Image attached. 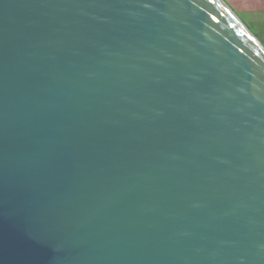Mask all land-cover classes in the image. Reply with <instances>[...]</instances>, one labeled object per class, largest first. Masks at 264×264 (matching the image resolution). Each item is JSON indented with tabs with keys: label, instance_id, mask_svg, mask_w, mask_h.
I'll return each mask as SVG.
<instances>
[{
	"label": "water",
	"instance_id": "water-1",
	"mask_svg": "<svg viewBox=\"0 0 264 264\" xmlns=\"http://www.w3.org/2000/svg\"><path fill=\"white\" fill-rule=\"evenodd\" d=\"M0 264H264V46L223 0H0Z\"/></svg>",
	"mask_w": 264,
	"mask_h": 264
},
{
	"label": "rangeland",
	"instance_id": "rangeland-1",
	"mask_svg": "<svg viewBox=\"0 0 264 264\" xmlns=\"http://www.w3.org/2000/svg\"><path fill=\"white\" fill-rule=\"evenodd\" d=\"M223 1L247 28L249 25H253L255 29L254 33L258 35V41L264 46V0Z\"/></svg>",
	"mask_w": 264,
	"mask_h": 264
},
{
	"label": "trees",
	"instance_id": "trees-1",
	"mask_svg": "<svg viewBox=\"0 0 264 264\" xmlns=\"http://www.w3.org/2000/svg\"><path fill=\"white\" fill-rule=\"evenodd\" d=\"M247 26H248V25H247ZM250 26H251V28H250ZM248 29L251 31L252 34H254V36H255L256 38H258V35H256V34L254 33L255 29H254L253 25H249V26H248Z\"/></svg>",
	"mask_w": 264,
	"mask_h": 264
}]
</instances>
